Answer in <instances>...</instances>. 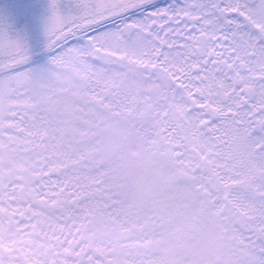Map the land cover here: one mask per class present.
Returning <instances> with one entry per match:
<instances>
[{"label": "snow or ice", "instance_id": "6c2138e0", "mask_svg": "<svg viewBox=\"0 0 264 264\" xmlns=\"http://www.w3.org/2000/svg\"><path fill=\"white\" fill-rule=\"evenodd\" d=\"M43 32L34 64L0 23V264H264V0H48Z\"/></svg>", "mask_w": 264, "mask_h": 264}, {"label": "water", "instance_id": "95a60500", "mask_svg": "<svg viewBox=\"0 0 264 264\" xmlns=\"http://www.w3.org/2000/svg\"><path fill=\"white\" fill-rule=\"evenodd\" d=\"M48 0H0V23L24 33L34 54L33 62L46 57L43 20Z\"/></svg>", "mask_w": 264, "mask_h": 264}, {"label": "flooded vegetation", "instance_id": "af4514ba", "mask_svg": "<svg viewBox=\"0 0 264 264\" xmlns=\"http://www.w3.org/2000/svg\"><path fill=\"white\" fill-rule=\"evenodd\" d=\"M170 2V0H154V4H155V6H157V7H159V6H163V5H166L167 3H169ZM142 14V12H135V13H133V15H141ZM46 59H47V55H46V57H44V58H42V59H40L39 61H38V63H40L41 61H43L42 63H44L45 61H46ZM34 63V62H33ZM36 63V62H35ZM34 63V64H35ZM38 63H36V64H38ZM41 63V64H42Z\"/></svg>", "mask_w": 264, "mask_h": 264}, {"label": "rangeland", "instance_id": "374dc122", "mask_svg": "<svg viewBox=\"0 0 264 264\" xmlns=\"http://www.w3.org/2000/svg\"><path fill=\"white\" fill-rule=\"evenodd\" d=\"M38 61H39V60H38ZM38 61H35V62H36V63H38ZM35 62H34V63H35ZM42 62H43V61H41V62H40V63H38V64H41ZM36 63H35V64H36Z\"/></svg>", "mask_w": 264, "mask_h": 264}]
</instances>
